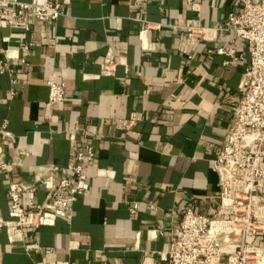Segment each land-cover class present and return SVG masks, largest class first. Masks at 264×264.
<instances>
[{
	"label": "crops",
	"instance_id": "0c3cea01",
	"mask_svg": "<svg viewBox=\"0 0 264 264\" xmlns=\"http://www.w3.org/2000/svg\"><path fill=\"white\" fill-rule=\"evenodd\" d=\"M59 1L53 21L27 14V32L0 19V58L13 70L0 74L9 133L0 135V264H169L184 211L213 216L219 204L212 160L248 63L227 15L242 0ZM48 80L64 83L61 102L47 104ZM85 146L94 153L85 179L66 172L83 190L71 219L25 225L11 240L10 183L37 185L34 204L20 194L34 211L54 181L49 169Z\"/></svg>",
	"mask_w": 264,
	"mask_h": 264
},
{
	"label": "built area",
	"instance_id": "2783aa9c",
	"mask_svg": "<svg viewBox=\"0 0 264 264\" xmlns=\"http://www.w3.org/2000/svg\"><path fill=\"white\" fill-rule=\"evenodd\" d=\"M46 23L57 19L63 11L59 0L35 4L22 0H0V19L9 26L30 29V19ZM229 31L244 40L248 53L244 89L231 115L225 141L212 160L218 175L219 204L213 216L195 213L187 208L174 227L166 252L169 264H264V241L257 243V235L264 237V0H242L238 12L227 15ZM189 38L197 37L188 30ZM30 43H23L20 51L26 53ZM218 47L215 52L223 54ZM25 62L24 59H22ZM105 70L104 65L102 66ZM12 75L6 58H0V74ZM47 104L61 102L65 96L64 83L48 80ZM0 135L7 136L5 124ZM94 158L91 146L79 149L72 162L61 168L52 166L47 180L54 177L43 200L34 211L20 203V194L29 193L30 204L37 185L25 182L10 183L9 214L7 222L10 239L14 240L25 225L43 226L55 217L69 221L72 202L83 190L75 182L85 179V166ZM0 168H5L4 164ZM135 208L131 211L133 212Z\"/></svg>",
	"mask_w": 264,
	"mask_h": 264
}]
</instances>
